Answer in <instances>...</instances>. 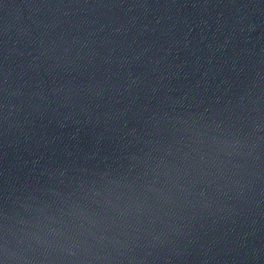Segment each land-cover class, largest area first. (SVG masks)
<instances>
[{
  "label": "water",
  "instance_id": "water-1",
  "mask_svg": "<svg viewBox=\"0 0 264 264\" xmlns=\"http://www.w3.org/2000/svg\"><path fill=\"white\" fill-rule=\"evenodd\" d=\"M0 264H264V0H0Z\"/></svg>",
  "mask_w": 264,
  "mask_h": 264
}]
</instances>
